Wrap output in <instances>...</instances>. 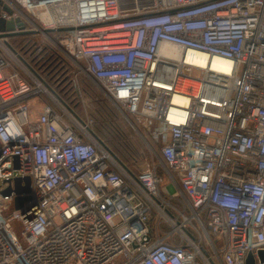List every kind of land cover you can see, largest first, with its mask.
Returning <instances> with one entry per match:
<instances>
[{"label":"built area","instance_id":"obj_1","mask_svg":"<svg viewBox=\"0 0 264 264\" xmlns=\"http://www.w3.org/2000/svg\"><path fill=\"white\" fill-rule=\"evenodd\" d=\"M0 19L24 23L0 31V264H264V0H0ZM93 87L144 167L93 134Z\"/></svg>","mask_w":264,"mask_h":264},{"label":"trees","instance_id":"obj_2","mask_svg":"<svg viewBox=\"0 0 264 264\" xmlns=\"http://www.w3.org/2000/svg\"><path fill=\"white\" fill-rule=\"evenodd\" d=\"M43 54L46 66L48 67L46 70L47 74L43 76L45 82L55 90V86H53L55 81L54 77L60 78L59 82L61 83V87L55 91L65 102V104L76 114H78L77 107L70 103L68 95L61 92V89L66 87L67 82L65 81L64 75L65 69L61 68L62 64L60 63V59L52 55L50 49L48 48ZM30 64L34 66V63L30 62ZM83 82L87 87H89L86 80H83ZM105 102L106 101L103 100L98 101L97 106L100 112L99 117L101 120L98 118L94 127L92 128V132L99 140L103 142L105 147H107V149L113 153V155L123 166L134 172L136 164L142 159L141 154L139 153V148L134 146L132 142L129 141L125 132L118 124L117 115L109 107L107 108V104ZM108 121L109 123L106 124Z\"/></svg>","mask_w":264,"mask_h":264},{"label":"rangeland","instance_id":"obj_3","mask_svg":"<svg viewBox=\"0 0 264 264\" xmlns=\"http://www.w3.org/2000/svg\"><path fill=\"white\" fill-rule=\"evenodd\" d=\"M81 85H85L83 81H81ZM93 88L94 89L89 90V95L93 96L97 101L99 100L106 101L105 103L107 104V108L109 107L117 115L118 124L120 125L121 129L125 132L129 141H131L134 146L139 148V153L141 154V157H142L141 161L139 162V165L141 167H144L145 166L144 161L147 156L149 157V153L146 148L145 142L124 122L121 112L116 107H114L108 99H106V97L102 94V92L95 87ZM33 102L34 100H31V103ZM97 104L98 102H96L94 105L92 104L91 106H89V108L91 109V114L93 113V116L95 117L94 122H96L98 118L99 120H101V118L99 117L100 112L98 110ZM108 123L109 121L106 124ZM168 186H169L168 178L167 176H165V182H164L163 187L166 189Z\"/></svg>","mask_w":264,"mask_h":264},{"label":"water","instance_id":"obj_4","mask_svg":"<svg viewBox=\"0 0 264 264\" xmlns=\"http://www.w3.org/2000/svg\"><path fill=\"white\" fill-rule=\"evenodd\" d=\"M6 10L9 11L8 8H6ZM15 23L18 24L21 28L24 27V23L21 22L20 19H16L15 21H4L3 19H0V31H8L11 32L14 30L15 27ZM33 32H21L19 34H32ZM18 34V33H16ZM15 33H10V35H16ZM15 166L18 168V159L16 158L15 160ZM15 182V193L18 195V197L15 200V205L16 208L20 209L23 202L25 200H30V196H21L22 194H29L30 193V178L29 177H25V178H16L14 180ZM22 182L25 183V186L22 185ZM11 193V189L8 188L7 190L3 191L2 194L3 195H8ZM259 256L261 257V259L264 261V251H261L259 253ZM247 264H254V258L253 255L250 254L247 260Z\"/></svg>","mask_w":264,"mask_h":264},{"label":"bare ground","instance_id":"obj_5","mask_svg":"<svg viewBox=\"0 0 264 264\" xmlns=\"http://www.w3.org/2000/svg\"><path fill=\"white\" fill-rule=\"evenodd\" d=\"M42 19H44L47 23L49 22V18H48V15H43L42 16ZM164 54L165 55H168L170 57H174L176 58L178 56V52L175 51V50H172V49H165L164 50ZM188 60H192V59H188ZM196 64L198 65H201V66H204L205 65V62L203 59H199V58H196L195 60H193ZM213 68L219 70V71H222V72H227L229 71L230 69V63L227 62V61H223V60H214L213 61Z\"/></svg>","mask_w":264,"mask_h":264}]
</instances>
